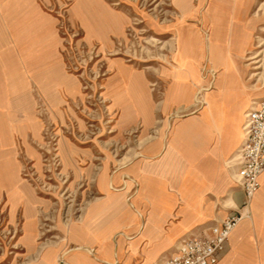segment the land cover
<instances>
[{
    "label": "rangeland",
    "instance_id": "1",
    "mask_svg": "<svg viewBox=\"0 0 264 264\" xmlns=\"http://www.w3.org/2000/svg\"><path fill=\"white\" fill-rule=\"evenodd\" d=\"M43 3L69 81L0 147V264H162L133 243L134 167L192 114L264 97V0H100L90 21L80 1ZM124 88L151 119L124 116Z\"/></svg>",
    "mask_w": 264,
    "mask_h": 264
},
{
    "label": "crops",
    "instance_id": "2",
    "mask_svg": "<svg viewBox=\"0 0 264 264\" xmlns=\"http://www.w3.org/2000/svg\"><path fill=\"white\" fill-rule=\"evenodd\" d=\"M77 1L86 20L96 15L91 4H101L100 0ZM124 22L120 17L118 26L122 28ZM126 73L120 76L128 83L130 73ZM67 81L56 16L43 0H0V147L10 140V132L25 130L21 117L31 115L35 95L58 100ZM119 98L129 120L153 116L138 94L134 97L124 88ZM262 99L247 108V98L240 95V101L230 107L224 103L192 114L170 130L166 142H154L136 162L142 192L127 212L134 213L133 243L148 260H165L182 239L222 220L233 206L228 204L242 206L244 191L232 175L244 141L245 113ZM260 182L216 264H264V172ZM82 259L100 264L84 254L75 262L83 264Z\"/></svg>",
    "mask_w": 264,
    "mask_h": 264
},
{
    "label": "built area",
    "instance_id": "3",
    "mask_svg": "<svg viewBox=\"0 0 264 264\" xmlns=\"http://www.w3.org/2000/svg\"><path fill=\"white\" fill-rule=\"evenodd\" d=\"M242 128L244 141L236 154L235 180L243 188L242 207H246L259 189L264 172V99L245 113ZM241 218L232 210L222 220L185 237L162 264H216Z\"/></svg>",
    "mask_w": 264,
    "mask_h": 264
}]
</instances>
